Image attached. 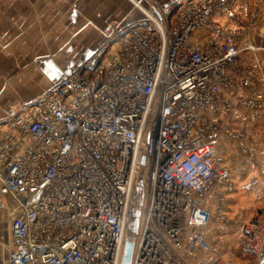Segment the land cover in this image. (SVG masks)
<instances>
[{
	"label": "built area",
	"instance_id": "obj_1",
	"mask_svg": "<svg viewBox=\"0 0 264 264\" xmlns=\"http://www.w3.org/2000/svg\"><path fill=\"white\" fill-rule=\"evenodd\" d=\"M169 3L165 15L150 6L154 18L111 22L76 69L0 120V186L18 204L9 264H121L138 208L131 264H189L209 249L203 201L234 182L206 138L222 117L264 108V76L243 67L245 49L214 19L239 20L235 0ZM225 89L247 93L231 100ZM186 226L198 230L185 238ZM245 233L258 251L264 211Z\"/></svg>",
	"mask_w": 264,
	"mask_h": 264
},
{
	"label": "crops",
	"instance_id": "obj_2",
	"mask_svg": "<svg viewBox=\"0 0 264 264\" xmlns=\"http://www.w3.org/2000/svg\"><path fill=\"white\" fill-rule=\"evenodd\" d=\"M9 1L12 3L18 0ZM234 10L240 17L237 21L224 14H215L214 19L227 28L225 37L239 41L245 49L241 54V64L258 71L261 81L264 76V0H235ZM5 15L13 17L14 7L6 8ZM206 34L204 31L200 32L195 39L200 40ZM103 41L66 73L76 69ZM233 76L240 80L244 75L242 72H234ZM60 77L55 78L44 90L39 85L32 90L26 87L27 92H21L7 105L0 104V120L12 115L19 104L41 96ZM246 91L223 90L231 100H238L246 95ZM240 114L241 119L237 121L222 117L218 129L206 138L207 141L214 142L221 154L222 163L230 168L234 188L228 190L222 183L216 182L211 195L204 199V206L212 213L210 223L203 228L210 247L208 250L195 248L193 256L189 257V264H264V241L258 251H249L243 245L247 238L245 225L256 220L264 211V108L245 106L240 109ZM237 134L243 136L237 138ZM253 177L257 183L250 189H243L242 186ZM0 195L4 200V205L0 208V264H9L17 254L11 223L18 204L2 185ZM196 230L198 229L186 226L184 237Z\"/></svg>",
	"mask_w": 264,
	"mask_h": 264
},
{
	"label": "rangeland",
	"instance_id": "obj_3",
	"mask_svg": "<svg viewBox=\"0 0 264 264\" xmlns=\"http://www.w3.org/2000/svg\"><path fill=\"white\" fill-rule=\"evenodd\" d=\"M169 1L0 0V104L27 92L26 87L48 88L104 40L111 22L142 20L146 14L154 18L150 6L165 15ZM9 7L13 17L5 15ZM142 202L139 198L138 207ZM138 209L127 227L131 241L138 238Z\"/></svg>",
	"mask_w": 264,
	"mask_h": 264
},
{
	"label": "water",
	"instance_id": "obj_4",
	"mask_svg": "<svg viewBox=\"0 0 264 264\" xmlns=\"http://www.w3.org/2000/svg\"><path fill=\"white\" fill-rule=\"evenodd\" d=\"M134 251V241H131L128 237L124 247V255L121 264H131Z\"/></svg>",
	"mask_w": 264,
	"mask_h": 264
}]
</instances>
